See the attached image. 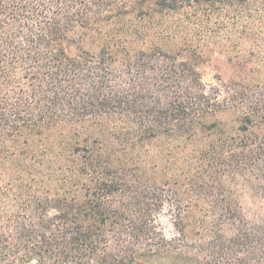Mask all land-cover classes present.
Returning a JSON list of instances; mask_svg holds the SVG:
<instances>
[{"label": "trees", "instance_id": "trees-1", "mask_svg": "<svg viewBox=\"0 0 264 264\" xmlns=\"http://www.w3.org/2000/svg\"><path fill=\"white\" fill-rule=\"evenodd\" d=\"M0 264H264V0H0Z\"/></svg>", "mask_w": 264, "mask_h": 264}, {"label": "rangeland", "instance_id": "rangeland-1", "mask_svg": "<svg viewBox=\"0 0 264 264\" xmlns=\"http://www.w3.org/2000/svg\"><path fill=\"white\" fill-rule=\"evenodd\" d=\"M227 60L228 58L219 56L218 58H214L212 60L207 61V63L202 66L204 80L209 83L217 75L221 77H228L234 71L235 68L231 64L227 63ZM162 221L165 226V229L169 230V222L167 221L165 216L162 217Z\"/></svg>", "mask_w": 264, "mask_h": 264}]
</instances>
